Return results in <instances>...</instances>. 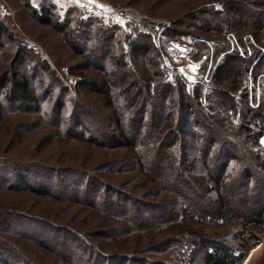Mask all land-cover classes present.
<instances>
[{
    "label": "trees",
    "instance_id": "trees-1",
    "mask_svg": "<svg viewBox=\"0 0 264 264\" xmlns=\"http://www.w3.org/2000/svg\"><path fill=\"white\" fill-rule=\"evenodd\" d=\"M24 1L39 22L61 30L80 53L84 62L70 68L80 75L76 90L81 98H72L63 85L46 106L28 71L41 67L47 74V65L28 46L17 44L8 66L0 67V127L13 120L15 141L21 132L47 126L64 139L92 142L93 157L69 158L75 161L69 166L0 157V192L38 193L48 202L66 203L53 214L21 204L0 210V264H38L32 245L55 250L70 264H174L176 251L179 256L188 251L189 264L199 256L203 264H246L254 248L253 231L264 228V105L257 110L249 106L245 85L237 95L233 92L248 76L242 57L223 56L214 70L215 82L229 83L233 91L213 94L162 71L145 31L125 33L121 40L112 33L84 44L90 32H102L104 26L60 19L51 6L36 8ZM230 10L238 24L252 25L261 37L264 11ZM212 14L216 20L222 12ZM78 34L76 42L72 37ZM14 39L0 20V62L9 49L7 40ZM112 42L119 44L118 53L113 54ZM110 58L112 74L102 67ZM58 81L50 77L49 83L60 85ZM68 101L72 110L64 123L62 108ZM61 210L74 213L58 219ZM75 213L93 219L89 225L102 245L89 243L76 229ZM86 216L83 220L89 222ZM217 231H238L237 246L223 235L218 238ZM154 255L162 262L153 261Z\"/></svg>",
    "mask_w": 264,
    "mask_h": 264
},
{
    "label": "rangeland",
    "instance_id": "rangeland-1",
    "mask_svg": "<svg viewBox=\"0 0 264 264\" xmlns=\"http://www.w3.org/2000/svg\"><path fill=\"white\" fill-rule=\"evenodd\" d=\"M29 1L36 8L43 5L51 6L54 15L60 19L67 20L66 18H72L83 23L93 20L96 27L97 25L100 27L104 26L102 32L96 30V32L94 30L90 32L86 36L87 38L83 39L84 44L97 43L99 41H95L96 39L110 37L112 33H115L119 40L124 39L125 33H133V35L139 31L149 33L155 47L152 56L159 61L162 71L171 73L172 76L180 75L190 85L200 84L205 90H213V94L216 91H233L229 83L224 82L219 85L215 82L213 70L219 65L225 54L237 53L244 60L243 65L247 63L249 71L245 81L240 79L237 84V90L233 92L237 95L245 85L248 89L249 106L257 110L264 105V69L261 66L264 59V33L259 37L253 27L251 28L252 25L242 26L238 24L237 16L230 10L233 6L234 8L241 6L244 9L247 8L250 11L261 13L264 11V0ZM212 11H221L222 14L215 20L212 16ZM0 20L9 26L15 36L14 41L10 42L7 40L9 49L1 59V68L8 66V61L13 55L11 50L14 46L17 44L26 45L33 51L32 53H34L36 60L43 62L48 68L47 74L42 73L41 67L37 71H30L31 68L28 71L32 88L37 93L45 96L44 99L47 100L46 106L49 107L52 99H54L53 96L62 89L63 85L69 90L72 98H81V95L76 90L77 80H79L80 75L73 74L70 67L75 63H83L84 61L74 46L69 44L70 41L67 40L68 38L61 30L55 29L52 25L39 22L28 11L24 0H0ZM182 22L184 24L180 26L179 23ZM190 24L192 26H186ZM75 26L77 24L74 21L73 27L75 28ZM201 27H204L205 31ZM72 38L76 42L80 41L79 34ZM123 43L124 46L127 45L128 40ZM112 46L114 49L112 51L113 54L118 53L119 44L112 42ZM192 47L194 49L190 51ZM217 48H219L218 52L216 51ZM102 67L105 73L112 74L115 69L114 59L110 58L109 62L104 63ZM122 70L124 72L127 71L125 68ZM90 73L96 72L91 70ZM50 77L56 78L61 84L54 85L49 83ZM117 93H120V91L116 90ZM238 105L242 107L243 104L238 102ZM62 109L63 122L68 123L69 120L67 118L72 110L71 103L68 101ZM13 123L14 121L10 120L0 127V157L12 160L32 159L33 161L44 159L47 164L57 166L74 165V158L81 160L87 159L89 155L93 157L92 142L64 139L63 136L55 134L58 132L51 133L47 126L31 134L21 132V138L14 141L12 140V135L15 137L13 133L15 126ZM195 125L197 128H202L199 124ZM238 125L240 126V124ZM254 127L256 129V126ZM238 134L243 135V130H239ZM260 147L264 149L261 138ZM69 158L74 160L69 162ZM190 166L193 165L191 164ZM258 188L256 187L254 190H259ZM48 200L45 196L38 193L18 195L9 191L0 192V210L15 204H21L24 207L32 208V212L42 207L46 212L53 214V212L56 213L58 209L60 210L62 209L61 207L64 208L66 205L65 202L59 200L53 202H48ZM261 201L264 202V196L263 198L261 197ZM74 207L81 208L82 206L75 204ZM86 208L88 209L89 206L86 205ZM63 212L62 210L60 213L57 212L55 217L58 219H63L62 217L68 218L74 213V211H70L67 216L63 215ZM85 216L79 213L74 214L73 221L75 222L73 223L78 225L76 229L83 234L89 243L102 245L103 242L96 236L97 234L94 235L96 232H93V225H89V223L92 224L93 219L86 216L87 220L89 218V222H86L83 220ZM237 232L217 231L220 234L217 237L219 238L223 235V238H227L226 241L228 243L237 246ZM253 233L256 237L254 239V248L251 250L252 256L246 264H264V228L255 229ZM31 247H33L32 249L35 252L33 253L35 263L70 264L55 250L44 246H39L38 248L36 245H32ZM181 250L184 251L185 249ZM175 254L177 258L171 259L174 264H189L188 251L183 252L180 256L177 251ZM140 255L135 257H140ZM150 258L157 263L162 262L158 256L154 255L150 256ZM195 263L203 264L200 256Z\"/></svg>",
    "mask_w": 264,
    "mask_h": 264
},
{
    "label": "built area",
    "instance_id": "built-area-1",
    "mask_svg": "<svg viewBox=\"0 0 264 264\" xmlns=\"http://www.w3.org/2000/svg\"><path fill=\"white\" fill-rule=\"evenodd\" d=\"M194 48L192 47V48H190V51L191 50H193ZM213 72H214V70H213ZM213 74V73H212ZM261 142L264 144V135L261 137Z\"/></svg>",
    "mask_w": 264,
    "mask_h": 264
}]
</instances>
